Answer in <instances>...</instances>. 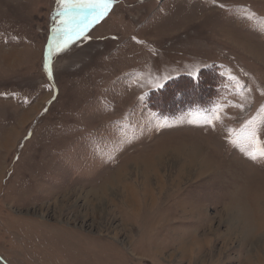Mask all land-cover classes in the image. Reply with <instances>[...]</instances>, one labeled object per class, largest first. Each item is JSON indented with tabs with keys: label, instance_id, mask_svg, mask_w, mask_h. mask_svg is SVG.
Instances as JSON below:
<instances>
[{
	"label": "rangeland",
	"instance_id": "374dc122",
	"mask_svg": "<svg viewBox=\"0 0 264 264\" xmlns=\"http://www.w3.org/2000/svg\"><path fill=\"white\" fill-rule=\"evenodd\" d=\"M59 10L0 0L3 262L264 264V0Z\"/></svg>",
	"mask_w": 264,
	"mask_h": 264
},
{
	"label": "snow or ice",
	"instance_id": "6c2138e0",
	"mask_svg": "<svg viewBox=\"0 0 264 264\" xmlns=\"http://www.w3.org/2000/svg\"><path fill=\"white\" fill-rule=\"evenodd\" d=\"M60 10L57 15L60 17L61 28H54L53 31L61 32L64 37L63 47L71 42V37L78 38L84 34L88 24V18L98 20L107 14L112 0H57ZM249 19L251 17H248ZM63 47L57 45V51H62ZM51 75V71H49ZM219 119V116L216 117ZM211 123V121H209ZM237 141H233L236 143ZM251 159L258 156L264 157V147L248 152Z\"/></svg>",
	"mask_w": 264,
	"mask_h": 264
},
{
	"label": "trees",
	"instance_id": "16d2710c",
	"mask_svg": "<svg viewBox=\"0 0 264 264\" xmlns=\"http://www.w3.org/2000/svg\"><path fill=\"white\" fill-rule=\"evenodd\" d=\"M175 85V84H174ZM167 88V87H166ZM163 90V89H162ZM182 90H184V87L181 89V90H179V91H182ZM200 91H204V89L203 88H201L200 89ZM184 93H186V91L184 90ZM192 94V93H191ZM171 102H173V101H171ZM187 104H192V101H187L186 102Z\"/></svg>",
	"mask_w": 264,
	"mask_h": 264
},
{
	"label": "bare ground",
	"instance_id": "6f19581e",
	"mask_svg": "<svg viewBox=\"0 0 264 264\" xmlns=\"http://www.w3.org/2000/svg\"><path fill=\"white\" fill-rule=\"evenodd\" d=\"M182 249H183V248H182ZM158 251H159V250H158ZM160 252H161V250H160ZM0 264H5V263H3V262L0 261Z\"/></svg>",
	"mask_w": 264,
	"mask_h": 264
},
{
	"label": "water",
	"instance_id": "95a60500",
	"mask_svg": "<svg viewBox=\"0 0 264 264\" xmlns=\"http://www.w3.org/2000/svg\"><path fill=\"white\" fill-rule=\"evenodd\" d=\"M0 261L3 262L2 258L0 257ZM4 263V262H3Z\"/></svg>",
	"mask_w": 264,
	"mask_h": 264
}]
</instances>
